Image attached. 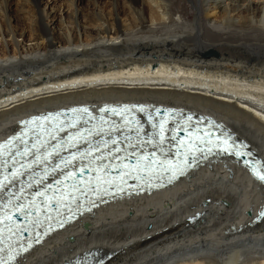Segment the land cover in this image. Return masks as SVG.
Returning <instances> with one entry per match:
<instances>
[{
	"label": "bare ground",
	"instance_id": "obj_1",
	"mask_svg": "<svg viewBox=\"0 0 264 264\" xmlns=\"http://www.w3.org/2000/svg\"><path fill=\"white\" fill-rule=\"evenodd\" d=\"M13 1L0 0V133L13 117L61 106L149 99L228 122L264 159V0H62L60 14L43 0H16L13 14ZM115 86L150 92H96ZM174 89L192 93L163 96ZM263 194L224 158L96 210L18 264L85 250L113 254L106 264H264V218L252 221Z\"/></svg>",
	"mask_w": 264,
	"mask_h": 264
},
{
	"label": "snow or ice",
	"instance_id": "obj_2",
	"mask_svg": "<svg viewBox=\"0 0 264 264\" xmlns=\"http://www.w3.org/2000/svg\"><path fill=\"white\" fill-rule=\"evenodd\" d=\"M143 110V109H141ZM70 111L72 112H84V113H87L88 112V109L87 108H84V109H71ZM101 111H107V109H101ZM112 111L116 114H120L117 112L116 109H112ZM59 114H57L58 116ZM56 119V117H54L52 114H49L48 116H45V117H34L33 118V122L37 121V120H41V121H48V122H54ZM190 119V118H189ZM57 127L60 128V130H63V127L61 125H56ZM69 127H75L76 126V122L73 121L71 124L68 125ZM166 131L165 127H164V122H161V125H160V134H159V139H160V143H163L164 142V132ZM14 139H19L18 137L14 138ZM11 142V141H10ZM183 143V141L181 142ZM221 148L223 151L225 152H230V151H233L234 150V146L232 145H229L228 143V140L225 139L221 142ZM35 147V146H34ZM116 151H120L119 149H117ZM28 153L25 152V155H27ZM235 154L236 155H240L241 153L239 152V150H235ZM103 159V158H101ZM160 161H158L156 158H155V155H144L142 157H139L136 161V165L134 168H132L130 170V172H126V173H123L122 175H130L131 172H136V173H147L149 176L152 175L154 172L157 171V165H159ZM247 163V162H246ZM67 166V164L65 165ZM105 168H107L108 166L105 165L104 166ZM125 168L128 167V165H125L124 166ZM255 171V169H254ZM261 172L264 173V168L261 169ZM258 174V178L262 181H264V174H260V173H257ZM17 175H19V173H13V178H15ZM6 179V178H5ZM102 178L101 177H97V181L98 182H101ZM103 183H108L109 185H111V181H103ZM72 187H75V184L72 185ZM3 188V183H0V189ZM89 190H92L91 188H89ZM104 191H107V189H104ZM41 195L43 196L44 193H41ZM52 199H56V197L54 196ZM62 199V198H61ZM61 201L60 199H57V204H59ZM47 205H50L51 204V200H47L45 202ZM33 205H35V201H33ZM18 211H23V208L22 207H18L17 209ZM34 211L36 212L37 214V220H36V223H42L41 221H39L38 217L39 215L41 214V208L39 206H36L34 208ZM262 215H264V213H262ZM12 220V216L9 215L7 212H5V214L0 217V224H3L4 221H9L11 222ZM5 229H7V231L9 233L12 232V225L11 223L9 224H5L4 228H0V243H3L4 242V232H5ZM26 250V249H25ZM0 251H3V249H0ZM14 257L12 256H9V259H13ZM0 264H7L6 261H4L3 259H0Z\"/></svg>",
	"mask_w": 264,
	"mask_h": 264
},
{
	"label": "rangeland",
	"instance_id": "obj_3",
	"mask_svg": "<svg viewBox=\"0 0 264 264\" xmlns=\"http://www.w3.org/2000/svg\"><path fill=\"white\" fill-rule=\"evenodd\" d=\"M62 2V0L61 1H59L58 3L57 2H55V0L52 2V0H43V3H42V6L44 7V8H49V10H52V9H55V8H58V9H55L56 10V13H58V14H60L61 13V11L59 10L60 8L58 7V5L60 4ZM16 0H14L13 1V4H12V13L13 14H18V12H19V10H18V3H17V5H16ZM56 3H57V5H56ZM47 6V7H46ZM55 7V8H54ZM14 9V10H13ZM16 9V10H15ZM54 10V11H55ZM219 9H212L211 10V12H210V16L212 17V18H217L218 17V15H219ZM65 15H67V13H65ZM217 16V17H216ZM14 23H16L15 21H14ZM0 47H2L1 46V41H0ZM10 51H12L13 52V48H10ZM11 55H13L12 53H11ZM118 86H121V85H118ZM118 86H115V87H110L109 89H111V90H100V91H96L97 93H104V94H112V93H139V92H141V93H145V92H150L149 90H147V88H145V89H136V90H130L131 92H128L127 90H119L118 88ZM95 87V86H94ZM97 88V87H96ZM95 88V89H96ZM93 89H90V90H83L82 92H80V91H77L76 93L78 94V95H83V94H86V93H89L90 91H92ZM174 90H176V91H178V92H174V91H167V93H165V94H163V96L164 97H171V96H185V94H187L188 93V91H181V90H179V89H174ZM171 92V93H170ZM168 93L170 94V95H168ZM184 93V94H183ZM190 93H192V92H189L188 94H190ZM61 96H65V95H61ZM203 97V96H202ZM52 98H56L55 96H52V97H43V98H32V99H29L28 101H25V99H22V100H24L23 102H21L22 100H20V101H16L17 102V104L18 105H24V104H27V103H30V104H32L33 102H37V101H41V100H45V99H52ZM207 99H209L210 100V97L209 98H207ZM211 100H212V98H211ZM214 100V99H213ZM13 107V106H12ZM7 108V107H6ZM9 108H11V107H9ZM236 109H238L239 111H241L239 108H236ZM1 110H3V109H1ZM0 110V111H1ZM241 112H243V111H241ZM258 114H259V112H257ZM259 116H263V115H261V114H259ZM257 118V117H256ZM13 123L14 124H16V120H14L13 121ZM12 124V123H11Z\"/></svg>",
	"mask_w": 264,
	"mask_h": 264
},
{
	"label": "water",
	"instance_id": "obj_4",
	"mask_svg": "<svg viewBox=\"0 0 264 264\" xmlns=\"http://www.w3.org/2000/svg\"><path fill=\"white\" fill-rule=\"evenodd\" d=\"M255 154V153H254ZM256 155V154H255ZM247 159H253V160H256V158H259L260 160H257V161H254V165L253 167L257 166L259 168H257L256 171H258L260 174H264L261 172V169L264 168V159L262 157H260L259 155L257 156H254L253 153L250 154V155H247L246 156ZM256 176V175H255ZM257 177V176H256ZM259 179V178H258ZM259 181L264 185V181L260 180ZM264 195V194H263ZM264 212V198H263V202H262V205L259 207L257 214H260V213H263ZM258 218H263V215H258Z\"/></svg>",
	"mask_w": 264,
	"mask_h": 264
}]
</instances>
